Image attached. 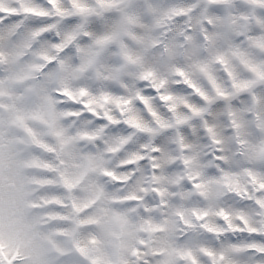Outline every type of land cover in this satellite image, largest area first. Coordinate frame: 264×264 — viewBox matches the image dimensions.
I'll list each match as a JSON object with an SVG mask.
<instances>
[{"label": "snow or ice", "instance_id": "snow-or-ice-1", "mask_svg": "<svg viewBox=\"0 0 264 264\" xmlns=\"http://www.w3.org/2000/svg\"><path fill=\"white\" fill-rule=\"evenodd\" d=\"M0 264H264V0H0Z\"/></svg>", "mask_w": 264, "mask_h": 264}]
</instances>
